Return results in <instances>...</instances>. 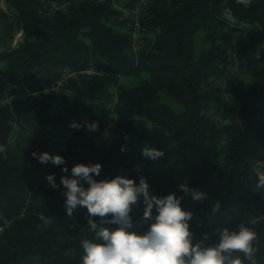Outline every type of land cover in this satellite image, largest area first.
<instances>
[{
    "label": "trees",
    "instance_id": "obj_1",
    "mask_svg": "<svg viewBox=\"0 0 264 264\" xmlns=\"http://www.w3.org/2000/svg\"><path fill=\"white\" fill-rule=\"evenodd\" d=\"M4 2L0 19L12 17L23 34L15 47L0 50V264H82L81 240L95 234L86 207L67 214L61 184L62 168L70 177L78 163H100L97 181L123 175L138 184L142 175L152 195L182 197V208L193 213L194 243L215 246L221 229L245 223L257 235L256 264H264V189H256L252 172L254 160H264V0L249 7L236 0H145L131 21L120 8L130 9L136 0ZM228 32L242 35L241 56L261 50L243 68L248 83L229 71ZM129 78L136 83L121 84ZM215 79L239 103L231 112L224 109L221 121L203 112L215 101L208 89ZM60 80L55 90L71 97L62 98L59 115L50 110L54 91L1 103L24 84L36 93ZM31 112L29 147L22 148L11 140L14 122ZM111 115L115 124L108 131ZM93 122L98 131L88 130ZM59 138L64 144L53 148ZM145 145L163 157L146 159ZM34 151L60 155L65 164L40 163ZM49 174L58 188L49 186ZM181 184L206 198L194 202ZM143 208L141 202L130 213L138 232L150 223L142 221ZM256 218L258 223H249ZM232 255L243 259L242 253Z\"/></svg>",
    "mask_w": 264,
    "mask_h": 264
},
{
    "label": "clouds",
    "instance_id": "obj_2",
    "mask_svg": "<svg viewBox=\"0 0 264 264\" xmlns=\"http://www.w3.org/2000/svg\"><path fill=\"white\" fill-rule=\"evenodd\" d=\"M237 4L249 7L252 0H236ZM224 17L232 19L231 10L224 9ZM70 127L79 128L78 124ZM89 131H98V122L87 125ZM121 148V151H124ZM5 148L0 146V152ZM40 163L51 162L55 166L65 164L64 157L52 155L48 152L32 153ZM142 155L151 161L159 160L164 153L145 145ZM102 170L100 163H78L69 169L62 168L65 175L61 176V184L66 191L62 193L65 199L67 214L72 216L77 206L86 207L88 213L87 224L94 239H82V264H256L257 248L254 241L256 232L245 223L238 225L236 230L223 228L219 232V242L215 246H204L203 242H193L189 221L193 218L191 211H185L181 206L182 197L174 193L166 196L152 195L150 185L144 176H140L137 184L134 179L117 175L112 179L97 181ZM139 171V166L135 169ZM252 172L257 178L256 189H264V160L253 162ZM51 188H58L54 174L46 176ZM85 183L87 187H85ZM180 189L195 201H203L206 196L203 191L189 189L181 184ZM143 203L142 221L148 223L147 230L138 232L133 230L134 224L130 213L134 207ZM155 208L156 215H153ZM217 202L212 208L219 211ZM111 216V219H109ZM99 217L97 223L93 218ZM258 219L249 223L256 224ZM105 224L118 225L114 230L104 227ZM207 237L205 236V239ZM233 253H242L233 257Z\"/></svg>",
    "mask_w": 264,
    "mask_h": 264
},
{
    "label": "rangeland",
    "instance_id": "obj_3",
    "mask_svg": "<svg viewBox=\"0 0 264 264\" xmlns=\"http://www.w3.org/2000/svg\"><path fill=\"white\" fill-rule=\"evenodd\" d=\"M0 6L1 8L6 11L7 6L4 0H0ZM122 12H124L125 18L133 20H137L139 17V13L141 11V7L139 6L138 0L129 8L124 9L120 8ZM22 29L21 27L17 24L15 19L12 17L6 16L2 17L0 19V50L9 48V47H15V45L18 43L20 39ZM229 33V42L231 44L229 52L232 51H237V45L239 44V40L241 39L242 35H239V33L235 32H228ZM134 40L137 41L138 36L136 35V32L134 33ZM258 51L261 50L258 49ZM234 75H238V77L241 79V81L244 82H249L250 81V76L247 74V72L242 68V70L232 73ZM137 79L135 78H129V79H122L121 84L127 87H130L136 83ZM208 89L212 92V94L215 97V101L212 102V106L210 109H207L203 111L206 115H214L215 118L218 121L223 120L224 116L222 112L224 109H231V106L237 108L239 103L236 101H233L232 96L227 94L226 89H225V84L224 82L215 79L213 81L212 85L208 87ZM54 91L55 93V100L50 106L51 113L53 115H59L63 111V101L62 98H65V100H69L71 95L70 92L65 91L63 93H60L58 90H55V88L49 87L45 89L44 92H29L28 91V86L27 84H24L21 88H16L14 95L13 96H3V100L1 99V103L3 102H11L12 100L16 99L17 97H21L25 100L30 98L29 101L33 100L34 98H41L43 95L47 93H52ZM112 92H114V89H111ZM227 107V108H226ZM231 112V110H230ZM31 113L25 116H18L14 122V132L12 135L11 140L13 141H20V145L22 148H27L29 147V134H30V124H31ZM107 122H109L108 126V131L112 129L114 126V117L108 116ZM112 137V136H111ZM12 141V142H13ZM65 142L64 138H59L57 139L54 144L52 145L53 148H60ZM77 213V212H76Z\"/></svg>",
    "mask_w": 264,
    "mask_h": 264
},
{
    "label": "built area",
    "instance_id": "obj_4",
    "mask_svg": "<svg viewBox=\"0 0 264 264\" xmlns=\"http://www.w3.org/2000/svg\"><path fill=\"white\" fill-rule=\"evenodd\" d=\"M145 0H138L139 5L144 4ZM53 7H55V5H53ZM261 55L260 51H248L246 54L242 55L238 53V51H232L230 54V65H229V71L231 73H236L240 70H242V68H244V66H246L251 60H256V58H259ZM61 80L59 81V83L55 86H53L52 88H56L57 86H59V84H61ZM3 231V227H0V233Z\"/></svg>",
    "mask_w": 264,
    "mask_h": 264
},
{
    "label": "water",
    "instance_id": "obj_5",
    "mask_svg": "<svg viewBox=\"0 0 264 264\" xmlns=\"http://www.w3.org/2000/svg\"><path fill=\"white\" fill-rule=\"evenodd\" d=\"M22 34H23V29H22L21 35H22ZM21 35H20V36H21Z\"/></svg>",
    "mask_w": 264,
    "mask_h": 264
}]
</instances>
